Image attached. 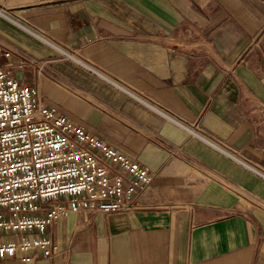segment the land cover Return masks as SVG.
I'll use <instances>...</instances> for the list:
<instances>
[{
  "label": "crops",
  "instance_id": "crops-1",
  "mask_svg": "<svg viewBox=\"0 0 264 264\" xmlns=\"http://www.w3.org/2000/svg\"><path fill=\"white\" fill-rule=\"evenodd\" d=\"M0 9L12 18L0 13V67L155 174L137 210L49 225L59 251L31 264H264V0H0Z\"/></svg>",
  "mask_w": 264,
  "mask_h": 264
},
{
  "label": "built area",
  "instance_id": "built-area-1",
  "mask_svg": "<svg viewBox=\"0 0 264 264\" xmlns=\"http://www.w3.org/2000/svg\"><path fill=\"white\" fill-rule=\"evenodd\" d=\"M0 13L7 16L2 9ZM36 36L60 52L63 59L77 58L50 39ZM26 64L21 61L18 67ZM32 65L38 77L44 76L40 63ZM112 83L191 137L250 167L233 148L123 84ZM260 174L264 177V172ZM154 180L155 174L147 166L73 124L45 104L38 87L22 86L7 68L0 67L1 259L19 257L31 264L39 256L53 258L59 248L46 235L49 225L69 214L137 210L139 197Z\"/></svg>",
  "mask_w": 264,
  "mask_h": 264
}]
</instances>
